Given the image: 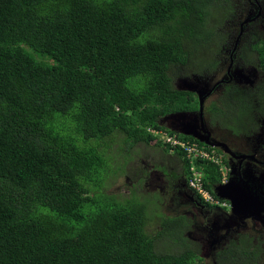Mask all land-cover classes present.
Here are the masks:
<instances>
[{"label":"trees","instance_id":"16d2710c","mask_svg":"<svg viewBox=\"0 0 264 264\" xmlns=\"http://www.w3.org/2000/svg\"><path fill=\"white\" fill-rule=\"evenodd\" d=\"M211 1L0 0V264H189L187 249L156 250L157 237L179 238L182 215L163 217L151 236L144 201L101 188L113 170L106 158L114 167L118 149L128 159L133 143L158 138L148 128L173 134L161 122L197 108L170 73L195 64L207 41L225 40ZM222 6L220 19L231 17L233 5ZM249 47L246 63L262 76L256 106L239 91L253 118L264 113V37L254 34ZM154 145L181 158L186 183L195 165L213 194L220 164ZM225 252L234 264L251 255L234 245Z\"/></svg>","mask_w":264,"mask_h":264},{"label":"rangeland","instance_id":"374dc122","mask_svg":"<svg viewBox=\"0 0 264 264\" xmlns=\"http://www.w3.org/2000/svg\"><path fill=\"white\" fill-rule=\"evenodd\" d=\"M231 3L233 5L234 12L232 17L227 20H225V18L220 19V17H224L222 0H214V2L211 1L208 4V10L211 12L215 24H220V26H223L219 28L222 32L219 31L218 35L222 37L225 34V40H223L222 37L221 40L215 38L216 40L207 41L206 44L201 46L196 51L198 56L194 61L195 64L188 65L184 69L182 67H172L171 71L173 70V73H170L173 76L171 83H173L175 87L179 86L187 88L198 100L199 93L200 95L203 94V91H207L216 81L224 78L226 70L230 69V77L232 78V80H230L231 82L228 81L230 78L227 79L226 77V80L216 84V96L212 101L215 103L217 108L228 110L229 116L223 119V123L226 126L231 124V119L234 115L242 112L245 109V106H242V95L244 93L240 92L239 90L246 91L248 93V98L252 100L254 106H256V99L253 97V94L255 93L253 92V85L256 80L255 78H262L261 73L254 65L246 63L243 60V57L249 61L251 60V53L248 51V48L249 44L251 43L250 35L254 32V30L258 29L256 30L255 35L264 37V33L262 32L264 29V0H231ZM244 22L245 25L241 31L242 34H238L240 24ZM238 36L239 39L237 46L232 53L234 42ZM208 53H210V56ZM197 66L201 69L197 70ZM249 86L250 89L248 90ZM237 92L240 94L238 95ZM211 98L212 97L210 95L205 98L201 109L202 117L204 120L206 118L207 121L208 117L204 113V109L209 106ZM172 116L173 115H171V117ZM171 117H169V123L172 121ZM261 117L262 116H258V121L252 124V126L255 128L253 137H250L247 140L246 138L245 140H242L241 136L236 141L232 140V147L240 148L246 153L256 151V155L259 158L264 159V147L262 145V143H264V124L262 122L259 123ZM253 118H255V115ZM189 124L191 123L189 122ZM67 131L69 130L67 129ZM216 131L222 133L221 129ZM223 135L228 136L230 133L224 132ZM228 139L231 141L232 136L230 135ZM156 140H158V138H155L149 145L140 142L133 143L130 151L132 154L128 159L127 151H123L121 148L118 149V162L114 167L106 158V165H108L110 168H113V170L106 178V181L105 178L100 180V184L105 181L101 191L109 195H114L119 199L128 197L129 194H134V192H136L138 199L144 201V204L146 205L145 223L147 233H149L151 236L157 237L160 234L159 230L161 229L162 217L183 214L184 210H188L192 213L193 217L195 218L194 227L199 233L202 231L199 229V227L203 224H210V222H206L207 220H205L201 215H198V211L194 208L196 210L195 214V210L192 209V204H189L190 200L185 199L182 201L181 199H176V196H178L177 192L179 190V183L181 181L182 183L184 182L183 169L180 167L182 160L179 156L176 157L169 152H165L161 147L154 145ZM119 142L120 135H118L111 143V149H115L119 145ZM211 149L213 156H218L220 158V155L223 154V151L218 147H212ZM121 159H127V162L119 167V161ZM245 163L256 171H264V168H257L250 162ZM227 167L229 172L226 175V180L222 183L225 192L234 198L236 201V206L240 210L249 209L250 207L248 203L250 202L251 204L252 198L255 194V187L253 183H255V181L261 183V181L255 178H260L263 182V173L260 176L254 178L253 175H251L250 172L246 170V180H244L242 178L240 169L235 163H233L231 166L227 165ZM162 172L165 174V179L169 178V188L166 189V193L164 192L163 182L161 180ZM101 175L104 177L103 174ZM249 180H251L253 183ZM216 187L213 185L211 188L213 194L209 190H206L213 196L215 200L219 201L218 203H220L223 199L221 195L222 188L218 187L215 189ZM158 193H160L161 196H159ZM136 201L137 198L133 197L131 201L127 203H134ZM183 203H188V205L183 207L181 205ZM218 205L221 206L220 204ZM262 205L263 203L261 206ZM214 211L221 212L220 210ZM255 229L261 232L264 236V227H255ZM221 230H223V228H221ZM237 230L238 228L236 229L234 226L227 231L226 237H223L226 240L225 245L234 242V240L240 234ZM233 233H236L235 239L232 238ZM183 237L185 238L184 235ZM197 240L199 241L200 250L202 252L203 261L201 264H212L211 259H214L212 254H215L222 243L219 242L214 249L206 246L204 241L201 239L197 238ZM155 242L156 250L171 252L169 254L182 253L185 251L182 244H190L185 240H183L181 244L180 239H175L173 234L171 236L168 234L161 235L157 237Z\"/></svg>","mask_w":264,"mask_h":264},{"label":"flooded vegetation","instance_id":"af4514ba","mask_svg":"<svg viewBox=\"0 0 264 264\" xmlns=\"http://www.w3.org/2000/svg\"><path fill=\"white\" fill-rule=\"evenodd\" d=\"M229 71L230 69L226 70L225 74H229ZM255 79L256 80L254 82V86L259 82V79ZM229 80H232V78H230ZM237 94L239 95L240 93L237 92ZM210 96L212 98L209 102V106L204 109V113L208 117V121L206 118V121L204 120V118L202 117V112L199 111V108L197 106V108L193 111L172 116V121L170 123L168 122L169 119H164L162 121L161 118V124H163L164 122L163 125H166V127L171 129L173 132L181 135L191 136L194 140L197 141L201 139L204 140L206 136L205 130H207L209 133L208 139L211 142L222 143V149H220L226 151L223 152L222 156L226 160L228 166H231L233 163H235L240 169L242 178L244 180H246V170H248L254 178L260 176L263 173V182L260 178H255L261 181L262 184L258 181H255V185L253 184L255 187L254 197L256 199V204L253 201L251 203L253 206H255L254 208L251 204H249V209L240 210L236 206V201L234 200V198L227 194L225 192V189L221 190L224 198L220 203H205L204 201H201L198 198L194 197L191 190L187 187L184 168L181 161L180 167L183 169L184 182L182 183L181 181L179 183V190L177 192L178 196H176V199H181L182 201L185 199L190 200L189 204H192V209L195 208L198 211L197 214L201 215L205 220H207L206 222H210V224H203L202 226H200L199 229L202 231L198 233L196 231V228L194 227L195 218L193 217L192 213L188 210H184L183 214H176L182 215L184 222L181 227V233L178 239H180L181 244L183 240L190 243L182 244L185 250L187 249L193 253V259L189 262V264H201V262L203 261L202 252L200 250L199 241L197 240V238L204 241L206 246L214 249L219 242L222 243L219 248L217 247L218 250L215 252V254H212V257L214 256V259H211L212 264H234L233 260L235 259L231 256V254H226L225 252L229 245H234L235 248L240 249L241 251L251 253V255H245L241 257L239 256L237 258V264H264V236L261 232L255 229V227H264V171H256L245 163L250 162L257 168H264V159L259 158L256 155V151L246 153L240 148L232 147V142L236 141L241 136L242 140H245V138L247 140L250 137H253L255 128L252 126V124L258 121V117L255 116V118H252V116L249 114V110L245 108L242 112L234 115L231 119V124L229 126H226L223 123V119L229 116L228 110H218L215 103L212 102L216 96L215 91H213ZM189 122L191 124H189ZM261 122L264 124V116L261 117L259 123ZM214 128L216 130L221 129L222 133L216 131ZM224 132L230 133V135L232 136L231 141H229L228 139L230 135L224 136ZM262 145L264 147V143H262ZM228 172L229 170H227L226 175L228 174ZM161 175L164 192L166 193V189L169 188V178L165 179V174L163 172L161 173ZM158 194L159 196H161L160 193ZM262 203L263 205L259 207V205ZM218 204H220L221 206H219ZM181 205L185 207V205H188V203H183ZM214 210H220L221 212H215ZM258 210L260 212L256 217L254 215V212ZM234 226L236 227V229L238 228L237 231L240 234L236 238V233H233L232 238L236 239L233 243L225 245L226 240L223 237H226L227 231ZM221 228H223V230H221ZM181 234L184 235L185 238H182Z\"/></svg>","mask_w":264,"mask_h":264},{"label":"built area","instance_id":"2783aa9c","mask_svg":"<svg viewBox=\"0 0 264 264\" xmlns=\"http://www.w3.org/2000/svg\"><path fill=\"white\" fill-rule=\"evenodd\" d=\"M150 132L156 134L158 139L162 142H167L170 146H178L188 157H200L202 160H211L215 163H220V158L218 156H213L212 149L207 150L206 147L201 145L198 141L191 139H184L176 135V133L169 134L165 130H155L148 128ZM172 150V149H171ZM226 167L221 166V175L226 172ZM187 187L202 198L205 202L218 203L217 200L204 188L202 182V173L195 165H189V176L187 179Z\"/></svg>","mask_w":264,"mask_h":264},{"label":"clouds","instance_id":"9594fccd","mask_svg":"<svg viewBox=\"0 0 264 264\" xmlns=\"http://www.w3.org/2000/svg\"><path fill=\"white\" fill-rule=\"evenodd\" d=\"M223 1V0H222ZM229 1V3L230 4H232L231 3V0H228ZM233 12H234V8H233ZM233 15V14H232ZM232 17V16H231ZM231 17H227V18H225V20H227V19H230ZM249 23V22H248ZM244 25H245V22L244 23H241L240 24V28H239V32L242 34V30H243V27H244ZM256 30H258V29H256ZM256 30H254V32L252 33V36L250 35V37H253L254 36V34H255V32H256ZM239 34V33H238ZM238 39H239V36L238 37H236V40H237V42H238ZM221 40V39H220ZM236 40H235V42H234V47H233V50H232V53H233V51L235 50V48H236V46H237V44H236ZM250 49V47L248 48V50ZM243 60L245 61V62H247V59H245L244 57H243ZM227 77V79H229V78H231L230 77V72H229V74H224V78H221V79H219L218 81H216L210 88H212L213 90H212V92L213 91H215L216 90V88H215V85H216V83L218 84L219 82H222L223 80H226L225 78ZM228 81H230V80H228ZM251 86V85H250ZM211 92V93H212ZM211 93H210V95H211ZM259 102H261V100H258V103ZM255 116H264V113L263 114H255ZM173 133H175V132H173ZM176 135H181V134H178V133H176ZM180 137V136H179ZM197 141V140H196ZM199 142V141H198ZM199 143H204V142H199ZM204 144H206V143H204ZM208 147H206V148H209V147H215V146H211V145H207ZM221 148V147H220ZM222 149V148H221ZM211 150V149H210ZM223 152H225L224 150H222ZM223 154H221L220 156L221 157H223L222 156ZM221 157H220V163H218V164H220V167L221 166H224V167H226L227 169H226V172H227V170H228V167H227V164H224V163H221ZM200 171V170H199ZM201 172V171H200ZM226 172H225V174L224 175H221V181L219 182V183H217V184H220V183H223L224 181H225V178H226ZM202 173V172H201ZM184 174H185V172H184ZM149 177V176H148ZM202 182H203V178H202ZM186 185H187V183H186ZM216 185V184H215ZM192 192V191H191ZM192 194L195 196V197H197L198 198V196H196V194L194 193V192H192ZM133 197H136L137 198V200H139L138 199V196L136 195V192H134V194H129V196L128 197H124V198H122V199H120V200H123V199H128L129 201H131V199L133 198ZM163 218V217H162ZM145 231L147 232V228H146V223H145ZM160 231H161V229L159 230V233H160ZM149 234V233H148ZM150 235V234H149ZM156 237V236H155ZM181 237L182 238H184L183 237V235L181 234Z\"/></svg>","mask_w":264,"mask_h":264},{"label":"water","instance_id":"95a60500","mask_svg":"<svg viewBox=\"0 0 264 264\" xmlns=\"http://www.w3.org/2000/svg\"><path fill=\"white\" fill-rule=\"evenodd\" d=\"M239 34H241L240 32H239ZM236 44H237V40H236ZM180 88H182V89H187V88H184V87H180ZM212 88H209L207 91H203L204 93L203 94H201L200 95V93H199V99H198V108H199V111H201V109H202V104H203V101L205 100V98L207 97V96H209L210 95V93L212 92ZM181 114H184V113H181ZM206 131V136H205V138H204V140L203 139H201V140H199V141H202V142H204V143H206V144H209V145H211V146H215V147H221L222 148V143L221 142H215V143H213V142H211L209 139H208V137H209V133H208V131L207 130H205ZM226 152V151H225ZM250 182H252L251 180H249ZM253 183V182H252ZM254 185H255V183H253ZM217 186V187H216ZM215 189H217L218 187H221L222 189L221 190H224V186H223V184L222 183H220V184H216L215 185ZM222 195V198H224V195L223 194H221ZM252 201L256 204V199H255V197L253 196V198H252ZM248 204H250V202L248 203ZM251 205H252V203H251ZM248 206V205H247ZM253 206V205H252ZM255 206H253V208H254ZM259 207H261V204L259 205ZM260 209V208H259ZM260 211L258 210V211H255L254 212V215L257 217V215H258V213H259Z\"/></svg>","mask_w":264,"mask_h":264}]
</instances>
